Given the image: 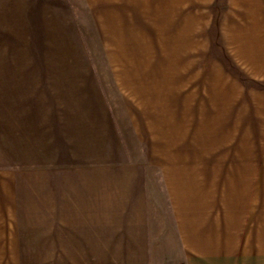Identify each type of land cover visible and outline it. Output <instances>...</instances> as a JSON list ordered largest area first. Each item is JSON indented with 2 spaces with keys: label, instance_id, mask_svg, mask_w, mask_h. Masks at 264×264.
<instances>
[{
  "label": "rangeland",
  "instance_id": "rangeland-1",
  "mask_svg": "<svg viewBox=\"0 0 264 264\" xmlns=\"http://www.w3.org/2000/svg\"><path fill=\"white\" fill-rule=\"evenodd\" d=\"M244 10L0 0V264H108L91 231L69 230L78 215L50 211L121 150L125 126L160 132L167 163L264 177V38Z\"/></svg>",
  "mask_w": 264,
  "mask_h": 264
},
{
  "label": "crops",
  "instance_id": "crops-1",
  "mask_svg": "<svg viewBox=\"0 0 264 264\" xmlns=\"http://www.w3.org/2000/svg\"><path fill=\"white\" fill-rule=\"evenodd\" d=\"M229 2L251 11L242 20L255 22L264 38V0ZM259 69L264 75V62ZM121 132V150L83 174L80 189L62 193L60 209L50 211L78 215L67 226L91 231L84 237L97 262L264 264V177H214L206 164L167 163L160 132Z\"/></svg>",
  "mask_w": 264,
  "mask_h": 264
}]
</instances>
